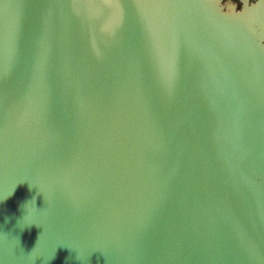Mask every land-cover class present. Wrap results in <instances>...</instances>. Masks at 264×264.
<instances>
[{
  "label": "water",
  "instance_id": "1",
  "mask_svg": "<svg viewBox=\"0 0 264 264\" xmlns=\"http://www.w3.org/2000/svg\"><path fill=\"white\" fill-rule=\"evenodd\" d=\"M0 264H264V0H0Z\"/></svg>",
  "mask_w": 264,
  "mask_h": 264
}]
</instances>
